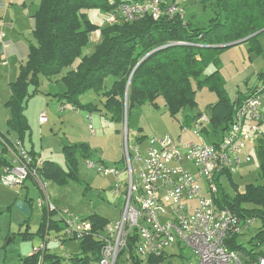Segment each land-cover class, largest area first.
Wrapping results in <instances>:
<instances>
[{"label": "trees", "instance_id": "1", "mask_svg": "<svg viewBox=\"0 0 264 264\" xmlns=\"http://www.w3.org/2000/svg\"><path fill=\"white\" fill-rule=\"evenodd\" d=\"M134 1L140 0L41 1L34 14L35 43L29 45L28 59L20 66L17 79L10 84L12 95L6 102L10 112L8 126L19 139L24 140L30 134L26 105L41 91L42 75L48 79L61 76L64 90L54 94L60 101H66L77 109L85 107L108 113L117 123L124 121L125 114L129 115L130 107L136 102L142 104L159 97L164 98L172 115L185 107H196L195 79L199 88L208 87L217 93L218 101L209 107L211 122L215 127L221 126L222 131L227 128L237 104L247 95L240 94L234 102L231 101L227 81L219 69L220 55L225 49L240 43H247L250 53L261 54L259 37L264 33V0H202L203 8L213 13L203 27H197L179 15L160 18L146 15L129 21L119 9ZM89 10L107 14V24L100 26L94 23L89 18ZM113 14L116 20L108 22L107 18ZM97 30L101 31V41L90 54H84V49L90 44L91 33ZM210 65L217 69L204 75ZM110 78H113V83L109 86L107 81ZM91 91L94 92V100H99L100 104L82 102L81 96ZM255 150L260 175L264 179V134L258 139ZM72 155L69 152L66 158L72 166L70 171L52 161H43L39 169L41 178L63 185L69 183L68 176L77 177L74 172L76 159ZM3 166H10V163L0 156V169ZM227 176L233 182L232 173H227ZM218 184L215 196L218 208H227L242 219L254 216L264 225V183L249 184L244 191L236 186L234 198L225 191L223 181L219 180ZM31 201L29 198L25 200L30 213ZM42 209L38 234L44 236L48 224L49 229L60 232L62 225L55 218L57 213ZM87 218L93 223L92 234L81 240L62 239L64 243H79V252L71 257L73 264H90L101 259L103 242L95 237V233L102 232L110 221L99 213ZM239 237L235 233L228 238L230 249L242 253L246 261L264 257V252L258 250L264 242V226L247 242ZM138 239L137 233L128 236L116 264H130L127 255L134 264H174L171 258L175 254L167 251L160 256H150L146 261L139 259L134 254ZM43 259L45 264H64V258L52 253L44 254ZM39 260V254H31L24 258L23 264H38Z\"/></svg>", "mask_w": 264, "mask_h": 264}, {"label": "rangeland", "instance_id": "2", "mask_svg": "<svg viewBox=\"0 0 264 264\" xmlns=\"http://www.w3.org/2000/svg\"><path fill=\"white\" fill-rule=\"evenodd\" d=\"M193 13L187 10L186 17L189 21H193L194 17H199L198 25L200 27L206 26L208 24L207 18L213 15L209 9L203 11L202 16ZM88 15L94 23L100 26L107 24V14L101 11L89 10ZM101 38L100 30L91 33L90 44L83 53L90 54L93 47L101 41ZM259 39L263 47L261 55L250 53L248 51L249 46L245 43L225 49L220 55L219 69L227 81L226 88L232 102L240 94L247 93L254 86L262 87L264 84V80L261 78L264 75V33L260 35ZM215 69L217 68L214 65H210L205 70L204 75L212 73ZM112 80L113 78H110L107 81L109 86L113 83ZM39 87L41 91L31 97L26 105L25 113L29 119L31 134L27 136L26 146L30 148L33 143L41 159L52 161L66 171H70L72 168L66 159L67 154L72 152V157L76 159L74 172L77 177L68 176L69 183L63 185L55 180L43 179L51 201L60 210H68L83 217L99 213L110 222L119 220L124 200L122 194H116L113 191V187L118 182L117 178L113 174H106L99 170L100 164L105 167L106 171L117 166L118 161H124L125 143L119 145L115 141L118 134L116 122L110 118L108 113L85 107L74 109L70 103H65L67 108L64 110L59 99L54 96L57 91L64 90L62 82H49L42 75ZM193 87L196 91V107H185L175 115H172L163 97L142 104L136 102L130 107V113L128 116L127 113L125 114L122 124L124 135L129 142L132 153L136 154V148H139L140 153L143 154L148 140L154 137L171 136L175 140L193 138L196 142L200 140L211 142L219 139L222 134V127H215L212 122L207 124L209 133H205L203 138L194 135V130L197 128L194 117L201 114L210 118L209 107L219 98L217 93L208 87L199 88L195 79H193ZM92 93L94 94L93 91L85 94L83 103L95 102L100 104L99 100H94ZM9 95L8 83L0 79V130L7 133L8 108L6 101L9 99ZM43 110L49 120L47 123H41ZM90 117L91 121L89 120ZM183 129L185 130L183 131ZM11 135L16 137L14 132H11ZM93 136L94 138H92ZM104 144H107V147L104 148ZM247 153L251 155V161L242 163L240 168L232 173L233 182L228 176L222 177L224 189L232 198L237 194L236 186L244 191L249 184L264 183V179L260 175L259 159L255 146L249 145L240 152V155L243 157ZM101 157L104 160L98 161ZM91 160L95 164L94 168L89 167ZM123 166L124 163L121 162L120 167ZM120 180L127 181V175L122 173ZM200 184L204 193H207L209 190L207 181L202 179ZM26 193H29V198H32L31 213L28 215L16 208V203ZM43 194V190L32 183L27 192L20 185L10 189L0 182V264H23L22 259L32 254L35 246H39L43 242L41 235L38 234L43 216L39 199L42 198ZM247 218H252L253 222L244 225L246 219L242 220L238 234L243 242H247L250 236L264 226L262 221L254 216ZM55 231L54 228L50 229L51 239L55 237ZM23 233L28 234L25 236ZM246 246L250 247V244L246 243ZM182 248L184 257L188 258L187 262L196 260L190 247ZM259 249L264 251V242ZM173 251L176 252L178 249L174 248ZM54 252L59 253V255L75 254L79 252V243L70 241L61 248L55 249ZM173 262L177 263L176 259ZM90 264H99V262L95 261ZM119 264L124 263L120 262Z\"/></svg>", "mask_w": 264, "mask_h": 264}, {"label": "built area", "instance_id": "3", "mask_svg": "<svg viewBox=\"0 0 264 264\" xmlns=\"http://www.w3.org/2000/svg\"><path fill=\"white\" fill-rule=\"evenodd\" d=\"M119 12L127 20L135 21L146 15L183 17L185 10L177 4H167L166 0H140L122 5ZM116 18L113 14L107 21L113 22ZM263 98L264 84L251 90L237 104L232 122L216 141L154 137L148 140L143 154L139 148L134 154L125 137L123 168L115 166L105 171V167L99 165L101 172L116 176L118 182L113 191L122 194L124 200L120 219L109 222L102 232L95 233V237L103 242L99 264H116L128 236L134 233L139 238L134 254L143 261L178 246L192 249L196 260L188 264H264V257L246 261L238 251L228 247V238L239 233L243 219L215 204L218 181L227 173L237 171L242 163L251 161L250 154L242 157L240 152L249 145L256 146L264 134ZM47 120L46 113L42 112L41 123ZM210 122L207 115L198 116L194 135L201 138L205 130L209 131L207 124ZM15 149L16 164L4 168L0 182L10 189L24 185L30 178L38 182L44 192L39 205L48 213L56 212L55 218L62 225L58 236L52 240H81L92 234L90 219L68 210L62 211L51 201L39 172L43 160L27 150L21 141L15 144ZM89 167H95L92 160ZM122 173L127 175V181L120 180ZM202 179L208 183L207 193L200 184ZM252 222V218H247L244 225ZM42 240L32 253L39 254L41 261L51 240L49 224ZM126 258L134 264L129 255Z\"/></svg>", "mask_w": 264, "mask_h": 264}, {"label": "crops", "instance_id": "4", "mask_svg": "<svg viewBox=\"0 0 264 264\" xmlns=\"http://www.w3.org/2000/svg\"><path fill=\"white\" fill-rule=\"evenodd\" d=\"M41 1L42 0H0V79L5 80V82L8 83L9 89H10V84L12 82H14L19 75L20 66L22 64H24L28 59L30 43H35V38L33 36V30H34V24H35L34 14L39 9V7L41 5ZM166 2H167V4H177L181 7H183L185 10L183 19L185 21L191 22L193 25L195 24V26H197V27H200L198 25L200 22V19H198L199 17H194L193 21H189V19H187V17H186L187 10L194 12L193 14H195L197 16H202L201 15L202 12L205 10H208V9L203 8L202 0H166ZM209 18H207V20H209ZM245 44L247 46H249L247 43H245ZM261 46H262V43H261ZM262 49H263V47H262ZM248 51H249V47H248ZM259 55H261V54H259ZM261 78L264 80V75H262ZM46 79L49 82H52V81H55L57 83L61 82V76L55 77L53 79H48V78H46ZM256 87L257 86H254L253 88H251L247 93H245V95H248V93ZM62 91H57L54 94L60 93ZM11 95H12V93H11V89H10L9 99L11 98ZM84 97H85V95L81 96L82 102H83ZM60 103L62 104V107L65 110L67 108L65 106L66 105L65 103H67V102L66 101H60ZM73 108L77 109L75 107H73ZM262 109L264 110V102L262 103ZM7 110H8V115H7V119H6V125L8 127V130H7L8 133L6 131H5L6 132L5 133V132H2L0 130V133H1L0 134V136H1L0 137V144H1L0 156L4 157L10 163V165L16 164V157H17L16 153L17 152L15 149V144L17 142L21 141L27 150H29L30 152H33L38 157H40L39 154L37 153L33 143H32L30 148H28L25 144L27 136H30L31 134L28 133L25 136L24 140H21V139H19L17 134L9 128L8 119L10 118V112H9V109H7ZM42 112H45V111L43 110ZM197 117H198V115H196L194 117V121L197 120ZM89 120L91 121V117L89 118ZM48 121L49 120H47L45 123H47ZM116 130H117L118 134L116 136L115 141L119 145L124 144L125 143V135L123 132V124L116 122ZM11 132L12 133L14 132L16 137L11 135ZM93 132H94V130H93ZM205 133L208 134L209 131L205 130V132L202 134L201 138H203V135ZM32 135H33V132H32ZM92 138H94V136ZM30 141H31V137H30ZM103 147L104 148L107 147V144H104ZM42 160L45 161L46 159H42ZM99 160L103 161L104 158L101 157L100 159H98V161ZM121 162L124 163V161H121ZM121 162L118 161V163H117L118 167H120ZM6 167L7 166H3L0 169V173ZM31 183L34 184L35 186H38V188H40L38 182L35 181L34 179H31V178L28 179L24 185H22V188H24V190H26L28 192V190L30 189ZM14 188H16V187H14ZM29 197H30L29 193H26L25 195H23L21 197V200H23L25 202V200L27 201V199ZM29 199H32V198H29ZM31 203H32V201H31ZM42 214H43V209H42ZM56 236H58L57 231H55V237ZM41 238L43 239V236H41ZM66 243H68V242H66ZM66 243H64L62 241L61 242L60 241H54L52 239L49 240L47 253L59 255V253L54 252V250L59 248V247L61 248ZM174 248L178 249V251H176V252L173 251ZM258 250H260V249H258ZM167 252L175 254V256L173 258H171V260H173V261L176 259L177 263H174V264H188V262H187L188 259L184 260L183 249H181L180 247L174 246V247L170 248ZM73 254L72 253H66V254H62L59 256L64 258V262H63L64 264H73L72 260H71V257L73 256ZM240 254L243 257L242 253H240ZM30 255L31 254H29L28 256H30ZM24 258L22 259V263H23ZM38 264H45L44 259L42 261L39 260Z\"/></svg>", "mask_w": 264, "mask_h": 264}, {"label": "water", "instance_id": "5", "mask_svg": "<svg viewBox=\"0 0 264 264\" xmlns=\"http://www.w3.org/2000/svg\"><path fill=\"white\" fill-rule=\"evenodd\" d=\"M263 31V30H262ZM259 33V32H258ZM257 34V33H256ZM241 42V41H240ZM238 43V42H237ZM235 43H233L234 45ZM127 91H128V88H127ZM16 208L18 210H20L22 213H24L25 215H28L30 214V209H29V206L26 202H24L23 200H19L17 203H16Z\"/></svg>", "mask_w": 264, "mask_h": 264}]
</instances>
